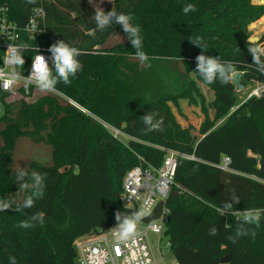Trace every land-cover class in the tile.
I'll return each instance as SVG.
<instances>
[{"label":"trees","instance_id":"16d2710c","mask_svg":"<svg viewBox=\"0 0 264 264\" xmlns=\"http://www.w3.org/2000/svg\"><path fill=\"white\" fill-rule=\"evenodd\" d=\"M5 1L20 24L33 7L45 8L47 33L32 43L37 50L51 58L50 46L63 39L82 51V71L56 89L85 113L51 95L7 103L0 91V264H13L10 257L15 264H77V241L140 211L122 202V180L140 164L160 167L163 150L193 160H177L171 196L140 223L157 220L164 207L169 211L164 237L175 264H221L224 257L226 264H264V93L241 99L232 82L207 84L195 71L203 50L193 43L206 46V56L232 62L243 88L264 86L248 51L259 44L249 42V27L264 17V6L252 0H110L105 12L128 14L141 29V50L149 58L141 64L119 25L97 29L87 0ZM188 4L196 10L185 14ZM116 34L125 42L104 48ZM196 81L213 92L210 103ZM179 100L212 111L198 136L176 122ZM147 114L163 121L161 130H147ZM98 121L129 140L115 139ZM21 169L27 175H19ZM28 196L33 206L25 208ZM245 210L260 211L259 226L243 219ZM41 213L42 222L36 218Z\"/></svg>","mask_w":264,"mask_h":264},{"label":"built area","instance_id":"2783aa9c","mask_svg":"<svg viewBox=\"0 0 264 264\" xmlns=\"http://www.w3.org/2000/svg\"><path fill=\"white\" fill-rule=\"evenodd\" d=\"M47 33L46 11L42 4L31 9L27 20L20 24L12 18L5 0H0V91L7 98L24 102L34 96L36 91L42 92L30 80H25L32 72V62L35 57L42 55L49 66L51 58L44 50H37L32 44ZM259 45H264V39ZM23 53L34 52L23 65L12 62L15 51ZM19 79L13 82L12 77ZM264 93V86L255 89L247 97H259ZM66 100L68 105L82 111L73 101L67 100L57 91L55 93L42 92ZM2 109L0 107V117ZM103 128L115 139L128 141L120 130L103 124ZM165 157L158 168L143 167L142 164L126 172L122 180V202L126 207L137 206L139 210L146 209L150 215L156 206L165 205L172 194L177 160L184 158L193 160L172 150H163ZM142 163V160L138 158ZM228 159L223 160L222 169L226 170ZM169 211L164 207L157 220L149 223H138L136 234L127 240L117 238L118 226L101 231L97 235L82 238L84 242L77 246V264H167L163 260L166 249L162 251L161 241L164 237L165 222ZM146 215V216H148ZM151 236L158 239L157 248L152 246ZM169 246V244H167ZM175 264V262H174Z\"/></svg>","mask_w":264,"mask_h":264},{"label":"clouds","instance_id":"9594fccd","mask_svg":"<svg viewBox=\"0 0 264 264\" xmlns=\"http://www.w3.org/2000/svg\"><path fill=\"white\" fill-rule=\"evenodd\" d=\"M196 7L193 4H188L183 8L185 14L190 11H195ZM94 20L96 22V27L99 30H104L112 26L113 24L119 25L123 32L126 34L129 39L131 46L136 49L134 56L141 64H144L149 58L141 50L142 48V39L140 37V31L138 25H134L132 17L125 13H117L114 8L111 11L105 12L102 8L94 12ZM89 35L94 34V30L88 32ZM194 44L202 48V53L196 57V69L195 71L200 74L203 80L207 84H212L219 80L221 84H228L234 80L237 76V70L232 62H221L218 57L206 56L203 54L205 52L206 46H201L199 42H193ZM51 52V66H49L46 58L42 55L35 57L32 62V72L28 75L25 80H30L32 84L40 89L42 92L55 93L57 91L56 84L63 82L64 84H70V77H75L76 74L82 71L83 66L81 61L78 59L82 55V51L70 44L66 43L63 39L58 40L56 43L52 44L49 48ZM249 53L252 56V63L256 66L257 71L264 74V60L261 59L264 56V45H255L248 48ZM12 62L17 65H23L25 63L23 57L20 56L19 51H15L12 57ZM13 82L19 79L18 76L12 77ZM144 123L148 126V131L161 130L162 120L153 122V116L150 114L143 116ZM19 175H27L23 169L19 170ZM35 180L39 181L41 179L40 175L33 173ZM22 188H27L28 185L24 184ZM39 195L40 193H35ZM237 203L239 202V198ZM33 199L31 196H28L25 199L23 207H32ZM231 207V205H228ZM146 209H141L138 212H135L131 217L125 218L122 223L118 225L117 238L120 240H127L130 237L136 234V229L138 223L143 217L148 215ZM243 219L250 221L251 223L259 226L261 214L257 210L253 213L251 210H245L242 214ZM36 218L40 219L42 222L43 214H38ZM117 220H120V213H117ZM21 227H27L25 222H21ZM211 234L215 235L216 230L212 229ZM246 233L237 232V236L245 235ZM254 235V233H253ZM229 239L233 243L236 240L232 237ZM10 260L15 264V258L10 257Z\"/></svg>","mask_w":264,"mask_h":264},{"label":"rangeland","instance_id":"374dc122","mask_svg":"<svg viewBox=\"0 0 264 264\" xmlns=\"http://www.w3.org/2000/svg\"><path fill=\"white\" fill-rule=\"evenodd\" d=\"M89 5L92 7V9L94 11L96 10H100L101 8L105 11L106 9H108L111 5V1L110 0H87ZM253 4H256L258 1L257 0H252ZM264 18V17H262ZM264 23V22H262ZM261 24V23H260ZM253 28V27H252ZM262 32H264V30H260V32L257 30L255 33L251 32V36L250 39L254 38L257 39V43H261V39H262ZM255 34V35H254ZM260 37V38H259ZM125 39L120 35V34H116L115 36H113L112 38H110L104 45V48H110L112 46H114L115 44L118 43H124ZM191 78L194 79V77L191 76ZM196 84L198 86V88L200 89V91L202 92L206 103H210L213 100V92L208 89L207 87H205L204 85H202L201 83L196 81ZM260 86L257 84H253V85H249L245 88H243L241 91L237 92L240 93V98H244V97H249L253 91L257 88H259ZM236 90V89H235ZM36 94L30 98H27V100L24 101V103H31L34 102L36 100L37 97L42 95V92L36 91ZM57 98V97H56ZM59 99V98H58ZM15 100L12 99H8L6 100L7 103H13ZM64 101V104H67L66 100H62ZM179 104V108L182 112L181 115H178L176 113V111L174 110L175 113V117H176V122L183 128H189L191 133L193 135L198 136V130L199 127L201 125V123L205 120V118H209L208 120H212V116L213 113L212 111L208 108L206 113L200 111L199 106L198 105H189L185 100H179L178 102ZM99 124L103 127V124H107L103 121H98ZM108 125V124H107ZM110 126V125H109ZM112 127V126H111ZM151 242H152V246L155 248H157V242L158 239L156 237L151 236ZM82 242H84L83 239H80L79 241L76 242V248L78 245H80ZM168 241L165 237L162 238L161 241V246H162V251L166 249V252L164 253L163 256V260L164 262H166L167 264H174V258L172 256V254L169 251V246H167Z\"/></svg>","mask_w":264,"mask_h":264},{"label":"water","instance_id":"95a60500","mask_svg":"<svg viewBox=\"0 0 264 264\" xmlns=\"http://www.w3.org/2000/svg\"><path fill=\"white\" fill-rule=\"evenodd\" d=\"M258 2L255 5L258 6H264V0H257ZM251 27V26H250ZM250 43H257V39H249ZM138 61V60H136ZM241 74L237 73V76L234 78V80L232 81V85L235 87L236 91L239 92L243 89V86L241 85ZM221 264H226L228 262L227 257H224L223 259H221Z\"/></svg>","mask_w":264,"mask_h":264},{"label":"crops","instance_id":"0c3cea01","mask_svg":"<svg viewBox=\"0 0 264 264\" xmlns=\"http://www.w3.org/2000/svg\"><path fill=\"white\" fill-rule=\"evenodd\" d=\"M262 19V18H261ZM260 19V20H261ZM259 21H257L256 23H254L253 25H251V27H249V31L252 33H255L257 30L260 32V30H264V23L259 24ZM253 27V28H252ZM262 34H264V32H262ZM255 35V34H254ZM260 38V37H259ZM262 39H264V35H262ZM261 39V40H262Z\"/></svg>","mask_w":264,"mask_h":264},{"label":"bare ground","instance_id":"6f19581e","mask_svg":"<svg viewBox=\"0 0 264 264\" xmlns=\"http://www.w3.org/2000/svg\"><path fill=\"white\" fill-rule=\"evenodd\" d=\"M262 22H264V18H262V19L260 20L259 24L262 23Z\"/></svg>","mask_w":264,"mask_h":264}]
</instances>
